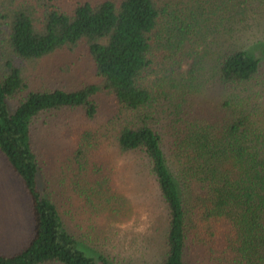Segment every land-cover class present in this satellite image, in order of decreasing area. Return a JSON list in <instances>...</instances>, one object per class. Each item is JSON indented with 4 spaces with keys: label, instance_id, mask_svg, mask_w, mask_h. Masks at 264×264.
Here are the masks:
<instances>
[{
    "label": "trees",
    "instance_id": "trees-1",
    "mask_svg": "<svg viewBox=\"0 0 264 264\" xmlns=\"http://www.w3.org/2000/svg\"><path fill=\"white\" fill-rule=\"evenodd\" d=\"M259 28L264 0H0V156L30 215L0 264H141L84 247L66 217L74 197L123 221L121 184L137 220L161 215L157 264H264ZM82 49L97 83L39 81L44 60ZM76 114L52 182L39 132Z\"/></svg>",
    "mask_w": 264,
    "mask_h": 264
},
{
    "label": "rangeland",
    "instance_id": "rangeland-1",
    "mask_svg": "<svg viewBox=\"0 0 264 264\" xmlns=\"http://www.w3.org/2000/svg\"><path fill=\"white\" fill-rule=\"evenodd\" d=\"M264 28L256 29L253 35H260ZM252 35V36H253ZM38 79L52 89L75 90L83 83H97L93 63L84 49L59 53L52 58L44 60L38 66ZM80 115H72L67 118L54 116L48 127L40 131L38 137L39 149L44 152L48 164L49 178L57 180L61 170V161L65 159L68 150L73 145L69 134L71 126H80L84 122ZM76 120L80 122L77 123ZM74 121V122H73ZM87 123L86 126H88ZM84 126V125H83ZM101 154V151H100ZM42 179L41 188L44 189ZM60 195L61 188L57 184ZM126 184H121L119 191L122 196L120 208L125 211L131 210L129 217L123 221L115 214L111 218L103 212V204L99 201V209L94 213L89 207L79 208V204L73 197L66 204V215L72 231L77 235L84 247L101 253L109 260L118 257L138 258L141 264H157L160 259L162 248V223L161 215L156 218L157 222H150V212L143 213L140 220L136 219L138 213L132 197L126 194ZM98 202V199H97ZM110 207L113 208V205ZM30 230L29 203L16 180L9 173L3 158L0 156V251L13 254L19 250L22 241L27 237ZM155 244V247H154ZM145 256L144 259H141Z\"/></svg>",
    "mask_w": 264,
    "mask_h": 264
}]
</instances>
